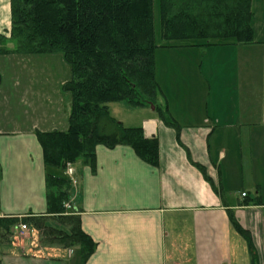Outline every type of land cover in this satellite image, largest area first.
<instances>
[{
  "label": "crops",
  "instance_id": "crops-1",
  "mask_svg": "<svg viewBox=\"0 0 264 264\" xmlns=\"http://www.w3.org/2000/svg\"><path fill=\"white\" fill-rule=\"evenodd\" d=\"M2 1L0 34L9 52H0V222L47 215L39 134L66 131L72 107L64 55L14 52L10 0ZM253 29L251 44H159L155 103H108L116 120L158 139L159 162L144 161L128 145L99 144L95 169L69 163V207L96 243L87 259L80 246L45 243L30 226V237L18 242L20 223L11 227L10 242L0 237V264H251L230 213L250 233L264 264V39ZM183 56L202 59L189 72ZM178 70L183 74L175 75ZM249 197L253 202L244 204Z\"/></svg>",
  "mask_w": 264,
  "mask_h": 264
},
{
  "label": "trees",
  "instance_id": "trees-1",
  "mask_svg": "<svg viewBox=\"0 0 264 264\" xmlns=\"http://www.w3.org/2000/svg\"><path fill=\"white\" fill-rule=\"evenodd\" d=\"M10 4L14 52L62 53L72 71L64 84L72 95V107L66 131L39 134L47 215L2 219L1 241L10 242L11 227L23 223L38 229L45 243L80 246L87 259L96 243L82 229L78 211L66 207L72 190L67 165L81 161L95 169L99 144L128 145L144 161L159 162L158 139L146 137L141 126H125L108 106L115 101L133 106L156 101L155 0H10ZM159 11L161 38L167 46L254 42L253 0H159ZM6 42L0 34V52H9ZM157 110L167 123L176 125L165 116V109ZM251 202L249 197L243 203ZM230 219L249 245L251 264H258L250 233L233 213Z\"/></svg>",
  "mask_w": 264,
  "mask_h": 264
},
{
  "label": "rangeland",
  "instance_id": "rangeland-1",
  "mask_svg": "<svg viewBox=\"0 0 264 264\" xmlns=\"http://www.w3.org/2000/svg\"><path fill=\"white\" fill-rule=\"evenodd\" d=\"M1 1L2 0H0V21H3L4 18L6 17V15H5V10L3 8V1L2 2ZM253 1H254L253 11L255 13L254 17H253V26H254V28H256V31H257L255 36H256L257 39H264V1L263 0H253ZM10 6H11V4H10ZM154 21H155V33H156V42H157V44H161V45L162 44H166V41H164L161 38L159 0H155ZM11 24H12V22H11ZM218 45H220V44H218ZM181 47L189 48L190 46H181ZM212 47H215V45H211V46H208V45L204 46L203 45L200 48H212ZM179 57H182V56H179ZM183 57L186 59V64L184 63L182 66H184L186 70L188 68L189 72L194 71V68H195L194 65L197 64L196 60H201L202 59L199 56H197V59H195L194 56H190L191 59L188 56H183ZM189 59L192 60V61H190ZM261 73H262L261 69H259L256 72H254L253 75H252L253 80L257 81V79L259 78V74H261ZM179 74H183V72L180 71V70L175 72V75H179ZM46 78H47V76H46ZM156 80H157V78H156ZM193 83H195V80H193L190 83V86H189L190 92L188 91V93H189L188 95L190 97H192V98L195 95L194 94V89L192 88ZM186 104H187V102H186ZM70 201H71V199L67 202V205H66L67 209H69V210H70L69 205L71 206V202ZM50 221H51V223L55 222L54 220H50ZM28 228H29V226H28ZM31 230H35L34 231L35 237L40 236L41 240L44 238V236L41 235V232L38 229L33 228ZM30 231H28V232L26 231L27 234L25 236L23 235L22 237H19V235H16V240L18 242H20V240L24 239L22 241H25V239L30 237V235L32 233Z\"/></svg>",
  "mask_w": 264,
  "mask_h": 264
},
{
  "label": "built area",
  "instance_id": "built-area-1",
  "mask_svg": "<svg viewBox=\"0 0 264 264\" xmlns=\"http://www.w3.org/2000/svg\"><path fill=\"white\" fill-rule=\"evenodd\" d=\"M71 164H68L67 165V171H66V173L68 174V175H70V176H72L73 175V173H74V171H73V167H71L70 166ZM242 195L243 196H246V194L245 193H242ZM20 231H19V237H22L23 235L25 236L26 234H27V232H28V226L26 225V224H23V223H21L20 225ZM27 231V232H26Z\"/></svg>",
  "mask_w": 264,
  "mask_h": 264
}]
</instances>
